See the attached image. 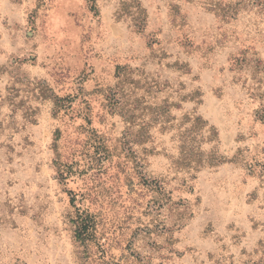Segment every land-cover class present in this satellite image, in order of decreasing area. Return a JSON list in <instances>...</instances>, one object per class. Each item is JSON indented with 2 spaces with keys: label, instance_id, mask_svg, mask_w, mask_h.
Here are the masks:
<instances>
[{
  "label": "rangeland",
  "instance_id": "rangeland-1",
  "mask_svg": "<svg viewBox=\"0 0 264 264\" xmlns=\"http://www.w3.org/2000/svg\"><path fill=\"white\" fill-rule=\"evenodd\" d=\"M0 264H264V0H0Z\"/></svg>",
  "mask_w": 264,
  "mask_h": 264
},
{
  "label": "trees",
  "instance_id": "trees-1",
  "mask_svg": "<svg viewBox=\"0 0 264 264\" xmlns=\"http://www.w3.org/2000/svg\"><path fill=\"white\" fill-rule=\"evenodd\" d=\"M90 218L88 213H82L78 215L75 221V237L80 243H85L88 236L94 231Z\"/></svg>",
  "mask_w": 264,
  "mask_h": 264
}]
</instances>
